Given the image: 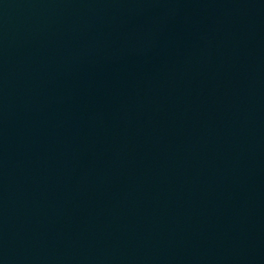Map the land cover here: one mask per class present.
Wrapping results in <instances>:
<instances>
[{
    "label": "water",
    "instance_id": "1",
    "mask_svg": "<svg viewBox=\"0 0 264 264\" xmlns=\"http://www.w3.org/2000/svg\"><path fill=\"white\" fill-rule=\"evenodd\" d=\"M0 264H264V0H0Z\"/></svg>",
    "mask_w": 264,
    "mask_h": 264
}]
</instances>
